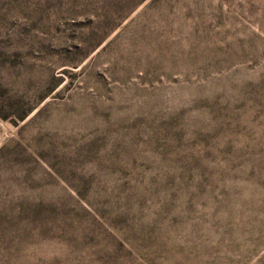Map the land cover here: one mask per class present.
Returning a JSON list of instances; mask_svg holds the SVG:
<instances>
[{"label": "rangeland", "instance_id": "rangeland-1", "mask_svg": "<svg viewBox=\"0 0 264 264\" xmlns=\"http://www.w3.org/2000/svg\"><path fill=\"white\" fill-rule=\"evenodd\" d=\"M0 264H264V0H0Z\"/></svg>", "mask_w": 264, "mask_h": 264}]
</instances>
